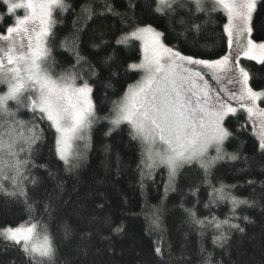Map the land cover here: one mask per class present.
<instances>
[{"label":"trees","instance_id":"16d2710c","mask_svg":"<svg viewBox=\"0 0 264 264\" xmlns=\"http://www.w3.org/2000/svg\"><path fill=\"white\" fill-rule=\"evenodd\" d=\"M110 2L121 13L128 9L129 0ZM134 2L138 5L135 22L151 23L164 33L167 46L200 59H219L227 53L223 31L227 19L222 11L198 13L192 5V12L185 9L175 17H161L143 7L145 0ZM65 3L67 9L54 14L57 22L50 38L48 64L54 75L71 70L76 62L73 40L87 60L75 71L84 78L78 79L77 84L86 80L93 88L96 118L88 130V147L73 161V166L65 165L55 153V132L49 122L25 108L16 112L17 106L9 101L16 119L25 121V128L20 130L28 135L27 128L38 125L41 138L32 145L31 155L20 152L19 158L28 161L20 182L27 203L19 188L15 189L17 195L0 191V229L38 222L39 229H46L56 246L55 264H264V157L256 153L252 125L245 123L247 114L239 110L236 116L225 120L229 130L241 125L247 129L224 145L228 153L238 151L240 161H217L207 173L193 162L181 167L171 183L165 167L152 169L149 174L142 163V145L132 138L130 126L122 124L107 134L112 129L114 102L141 76V72L128 70L129 64L141 60L139 42L130 41L129 46L116 44L123 32L131 31L132 23L107 12L86 19L84 8L94 3L99 13L104 0ZM0 15L2 32L12 22L3 0ZM192 21L200 25L198 30L190 28ZM253 38L264 42V9L255 17ZM65 40L68 51L62 43ZM94 44L101 46L97 49ZM106 56H112L108 64L104 63ZM243 65L253 76L250 84L254 89L264 88V65L249 60ZM93 71L96 75H92ZM5 90V85H0V94ZM260 105L264 107V101ZM7 119L20 128L11 118ZM7 127L0 126V135ZM20 147L27 148L22 139L16 150ZM243 157H248V164ZM5 171L9 177L15 175L11 169ZM250 180L255 183L249 184ZM3 183L9 192L14 190L10 180ZM221 187L228 197L256 203L253 207L241 205L233 212L230 199L217 197L215 190ZM28 204L32 205L31 210ZM216 224L221 227L218 229ZM233 224L244 231L232 228ZM117 226H122L123 231L116 233ZM222 233L227 239L220 241L217 238ZM157 247L160 254L155 251ZM13 262L26 264V258L18 246L0 238V264Z\"/></svg>","mask_w":264,"mask_h":264},{"label":"snow or ice","instance_id":"6c2138e0","mask_svg":"<svg viewBox=\"0 0 264 264\" xmlns=\"http://www.w3.org/2000/svg\"><path fill=\"white\" fill-rule=\"evenodd\" d=\"M3 3L7 5L10 19L17 9H22L23 15H15L11 24L0 32V85H6V91L0 94V118H4L0 126L8 125L0 135V191L5 195H17L15 189L19 188V194L25 196L27 203V194L20 187V182L24 176L23 166L28 161L19 157L23 151L31 155L32 145L41 138V133L37 131L38 125L31 124L27 128L28 135H25L20 130L25 128V121L16 119V112L25 108L49 122V127L55 132V153L69 166H73L79 155L74 150V142L86 139L85 133L91 128L96 113L92 86L86 80L77 84L78 79L84 78L75 69L87 60L81 56L75 40L72 55L76 62L71 70L54 75L52 66L48 64L50 38L57 22L54 14L67 9L65 0H3ZM192 5L198 13L222 11L226 16L223 31L227 36L228 53L219 59H200L167 46L163 42V32L151 23L135 22L134 10L138 5L134 0H129L128 9L123 13L117 11L110 0H104L103 10L99 13L95 11L94 3L84 8L88 20L107 12L132 23L131 31L123 32L116 39V44L129 46L130 41L141 42L142 59L139 63L129 64L128 70L142 72L143 75L129 84L123 96L114 102L110 119L112 129L107 134L122 124L129 125L132 138L142 145V163L149 174L154 167L164 166L170 183L181 167L193 162L207 173L217 161L237 162L242 159L238 151L228 153L224 149L226 141L247 130L245 125L235 130L225 126L226 118L236 116L240 109L247 114L245 123L252 125L256 153L264 157V107L259 103L264 101V88L254 89L250 84L252 74L239 62L243 56L264 65V42L253 38L254 20L259 10L264 9V0H145L143 7L157 16L175 17L181 10L192 12ZM129 11L133 12L132 16H129ZM2 23L3 16L0 15ZM181 23H184L183 18ZM199 27L194 21L190 23V28L198 30ZM62 43L68 51L67 40ZM100 46L93 45L97 49ZM111 60L112 56H106L104 63ZM199 68L209 70L217 84L226 78L228 84L239 87L235 90L220 87L213 96V89ZM92 75H96L95 71ZM198 81H203V85ZM9 101L17 106L16 112L10 110ZM7 118L20 128L9 124ZM21 139L27 148L20 147L17 151ZM209 149L216 152V156L210 159ZM243 160L245 164L249 163L248 157H243ZM5 169L13 170L15 175L9 177ZM9 180L14 189L11 192L3 183ZM248 183L255 182L250 180ZM215 191L219 199H230L233 212L241 205L253 207L256 203L228 197L223 187ZM31 207L28 204L29 210ZM216 227L219 229L221 225L216 224ZM231 227L244 231L238 224ZM38 228V222H25L0 229V238L18 246L26 264H55L56 246L47 230ZM114 231L122 232L123 227L117 226ZM217 239L223 241L227 237L222 233ZM155 251L161 253L159 247Z\"/></svg>","mask_w":264,"mask_h":264},{"label":"rangeland","instance_id":"374dc122","mask_svg":"<svg viewBox=\"0 0 264 264\" xmlns=\"http://www.w3.org/2000/svg\"><path fill=\"white\" fill-rule=\"evenodd\" d=\"M17 12H21V15L20 16H22L23 15V10L22 9H17L16 10V12H15V14L17 13ZM17 15V14H16ZM6 34V33H5ZM139 42V44H140V47H141V53H142V46H141V42L140 41H138ZM233 47H235V46H233ZM227 53H228V51H227ZM226 53V54H227ZM141 59H142V56H141ZM245 60H248L247 58H245V57H243V56H241L240 58H239V62H240V65L241 66H243L244 67V65H243V61H245ZM249 61H253V62H256V61H254V60H249ZM257 63V62H256ZM189 67H197V66H189ZM198 70H200L202 73H204V79L208 82V84H209V86L213 89V92H212V95L213 96H215V94H216V89H218V88H220V87H225V88H228V89H233V90H235V89H237L239 86L238 85H234V84H228L227 83V79L225 78V79H223V80H221V82L219 83V84H217V82H216V80H214L213 79V77H212V75H211V73L209 72V70H207V69H203V68H199ZM247 70V69H246ZM186 74V73H185ZM143 75V73L141 72V76ZM141 76H140V78H141ZM139 78V79H140ZM138 79V80H139ZM198 84H200V85H203V81H198L197 82ZM5 88H6V85H5ZM6 91V90H5ZM233 103V105L235 106V102L233 101L232 102ZM260 103V102H259ZM261 106V105H260ZM240 110H242V109H240ZM243 111V110H242ZM95 118L96 117H94L93 118V122H92V125H93V123H94V121H95ZM91 125V126H92ZM129 126V125H128ZM85 136H86V139L85 140H78V141H75L74 142V150L75 151H77L78 153H79V155H78V157L87 149V147H88V145H87V143H88V131L85 133ZM216 155V152H215V150L214 149H209V152H208V158L210 159V158H212L213 156H215ZM157 167H160L159 165L158 166H156V167H154L153 169H155V168H157ZM162 167H164V166H162ZM38 230H40L39 228H38Z\"/></svg>","mask_w":264,"mask_h":264}]
</instances>
